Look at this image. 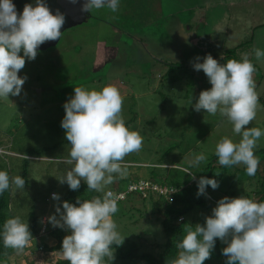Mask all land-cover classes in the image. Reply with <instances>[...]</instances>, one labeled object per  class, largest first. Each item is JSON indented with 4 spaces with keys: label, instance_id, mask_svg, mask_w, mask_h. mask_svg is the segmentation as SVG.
Here are the masks:
<instances>
[{
    "label": "rangeland",
    "instance_id": "rangeland-1",
    "mask_svg": "<svg viewBox=\"0 0 264 264\" xmlns=\"http://www.w3.org/2000/svg\"><path fill=\"white\" fill-rule=\"evenodd\" d=\"M173 22L176 27L179 23L186 25L185 32L188 30L190 36L185 46L179 45L186 48L183 56L170 65L166 63L169 57L160 54L153 44H164L170 38L179 40ZM242 43L247 45L237 48L236 55L240 60L247 54L255 65L252 78L259 96L256 117L248 126L264 129V58L257 61L254 53L255 48L264 49V0H120L118 11L92 10L85 23L64 30L57 45L37 50L34 60H25L18 72L27 77L21 93L0 98V135L4 141H12V153L67 141L61 120L65 115L63 104L73 95V88L99 90L111 84L123 98L121 115L126 126L139 132L143 141L138 151L124 157L122 167L127 169V175L106 190L127 187L126 179L152 180V171L158 174V183L177 180L182 187L191 186L212 170L215 178L219 173L217 159L213 160L216 143L222 137L234 142L240 137L219 112L213 116L206 110H193L199 93L211 85L203 71L194 70L192 64L197 56L203 58L205 54L224 63L226 50ZM69 147L70 143L64 144L47 157L31 158L30 187L14 189L16 216L28 226L27 215L35 192L54 185L57 190L68 187L58 179L71 167L67 163ZM263 148L264 136L254 150ZM199 153L205 155V160L190 165L192 157ZM10 156L22 158L17 153ZM12 161L13 174L20 175V160ZM210 163L215 168H208ZM262 168L259 164L256 174L249 176L244 165H235L217 179L218 188L206 187L205 206H195L186 215L187 220L203 226L205 217L225 196L245 195L260 201ZM153 197L143 200L137 194L130 195L118 203L111 219L125 245L135 242L141 252L158 256L167 237L155 205L159 197ZM47 203H37V212L45 213L44 222L55 212L58 202ZM41 242L46 241L36 240ZM60 258L62 254L46 253L37 264H53ZM30 259L25 253L12 264H30Z\"/></svg>",
    "mask_w": 264,
    "mask_h": 264
},
{
    "label": "clouds",
    "instance_id": "clouds-1",
    "mask_svg": "<svg viewBox=\"0 0 264 264\" xmlns=\"http://www.w3.org/2000/svg\"><path fill=\"white\" fill-rule=\"evenodd\" d=\"M34 4L26 3L18 15L12 0H0V98L21 93L27 77L18 72L25 60H34L42 43L57 40L62 34L64 14L59 10L53 14L45 0H34ZM119 5L120 0H84L81 11L107 8L114 13ZM181 35L188 36L182 31ZM254 53L257 61L264 58V49L255 48ZM192 67L202 70L211 85L199 93L193 110H206L213 116L219 112L240 137L235 142L222 137L216 143L217 163L226 167L244 165L246 174L254 176L260 163L254 149L264 136V129L248 126L259 105L252 78L255 65L247 54L224 63L205 54L203 58L197 56ZM122 103L118 88L108 84L99 90L74 87L73 95L63 104L61 127L70 142L67 163L71 167L58 180L71 190H77L83 180L88 190L103 194L78 199L76 205L62 201L47 217L51 226L71 230L63 238L60 251L69 264H109L114 259L112 245L118 246L124 240L111 219L119 197L106 188L127 175V169L122 167L124 157L141 148L143 137L126 126ZM205 158L203 153L195 154L190 165H199ZM25 183L21 175L10 177L6 170H0V195L10 189H23ZM206 186L215 190L219 184L215 178L201 176L197 180V197L206 193ZM52 199L59 200V194L53 193ZM217 238L227 245L222 249L225 264H264V200L245 195L219 199L203 226L185 225L184 235L176 244L179 251L167 264H203L210 258ZM31 239L29 226L20 216L9 217L0 226V240L6 248L20 252Z\"/></svg>",
    "mask_w": 264,
    "mask_h": 264
},
{
    "label": "trees",
    "instance_id": "trees-1",
    "mask_svg": "<svg viewBox=\"0 0 264 264\" xmlns=\"http://www.w3.org/2000/svg\"><path fill=\"white\" fill-rule=\"evenodd\" d=\"M56 8V7H55ZM245 44H240L235 49L226 50L225 55L223 57V61H227L228 59H237L236 53L237 48H242L246 46ZM262 102L263 99H261ZM69 141L58 142L51 147H34L26 150L25 153H17L22 158L13 159L10 155H0V170H6L9 173V176H13L14 169L11 166L12 160H20V165L18 166V170L20 175L25 178V186L30 187V176H31V158H40L47 157V154L58 147H61L64 144H69ZM11 142H6L0 135V147H4L7 150H11ZM256 156H258L260 163L263 168L261 170V176L263 178V194L260 200H264V148L254 150ZM164 158V157H163ZM61 159V158H60ZM217 159L214 157L213 160ZM212 160V161H213ZM215 161H213L214 163ZM213 163H210L208 168L213 167ZM175 165L171 163H164ZM233 166H221L219 164V173L215 176V179L221 178L225 173H227ZM152 181L158 183L156 178L158 174L156 171H152ZM214 175V170L210 171L209 175H205V177L212 178ZM128 181V185L133 182L130 179H126ZM158 184L172 187L177 189L178 191L169 198H165L163 196H158L159 200H155V205L157 207L158 213L162 217V226L163 231L167 237V240L163 246L162 252L158 256H154L150 253L141 252V248L135 242H129L127 245L122 242L120 245H112L115 253V259H113L109 264H116V262H120V264H167V261L176 257L178 253V249L176 247L177 242L182 239L184 235V227L185 225L195 226L193 222H189L186 218V215L192 211L195 206L201 205L205 206V196L201 195L197 197V181L194 182L189 187H182L179 181H171L170 183L160 182ZM127 185V186H128ZM207 187V186H206ZM127 187H120L119 189H112L117 191L126 190ZM59 194L60 199L56 200L58 203L56 206H60L62 201H68L74 205H76L77 200L81 199H92L97 196H102L103 194L100 192H96L94 190H88L87 185L84 181H81L80 187L77 190H71L69 187L64 189L57 190V187L51 186L48 189H40L35 192L34 197L32 199V205L29 207V212L27 218H29V231L31 233L32 246L25 248L17 252L12 248H6L3 245L2 240H0V262H5L7 264H12V261H17L20 259L23 254H28L30 259V264H37L41 256L46 253H58L61 254V244L62 240L65 236H67L71 231L65 228L53 227L48 222H46V230L41 233L42 227L44 225V216L45 213L37 212V203L38 201L47 202L53 200L52 194ZM132 195V194H130ZM128 195V197L130 196ZM138 195V194H137ZM155 195V194H153ZM144 198L138 195L141 199L146 200L153 197ZM127 197V198H128ZM126 198V199H127ZM154 198V197H153ZM169 199V200H168ZM16 201L14 200V189H10L5 191L2 195H0V226H2L3 222L12 216H16L15 208ZM78 206V205H77ZM61 210L63 211L62 207ZM37 239H43L46 242L36 243ZM226 243L222 242L220 239H216L214 249L211 253L209 259L205 260L203 264H225L226 257L222 254V249L226 247ZM53 264H69V262L63 257L57 259Z\"/></svg>",
    "mask_w": 264,
    "mask_h": 264
},
{
    "label": "water",
    "instance_id": "water-1",
    "mask_svg": "<svg viewBox=\"0 0 264 264\" xmlns=\"http://www.w3.org/2000/svg\"><path fill=\"white\" fill-rule=\"evenodd\" d=\"M12 2L16 6L18 15L20 12H22L26 3H31L33 6H35L34 0H12ZM83 2L84 0H77V3H72L71 0H45V3L49 7L50 11L53 12V14H55L56 10H59L65 16V23L60 29L61 33H63V31L68 28L81 25L87 21L89 12L81 11V5ZM60 38L57 40L45 41L38 47L37 50H46L57 45Z\"/></svg>",
    "mask_w": 264,
    "mask_h": 264
},
{
    "label": "built area",
    "instance_id": "built-area-1",
    "mask_svg": "<svg viewBox=\"0 0 264 264\" xmlns=\"http://www.w3.org/2000/svg\"><path fill=\"white\" fill-rule=\"evenodd\" d=\"M12 154L14 153H12L11 151L7 150L4 147H0V155H12ZM110 190L119 197L118 203L126 200L128 195L130 194H138L144 198H149L153 194L158 196H163L165 198H169L178 191L175 188L158 184L152 181L151 179L133 181L127 186V189L123 191H117L112 189ZM46 222H44L41 233L45 232L46 230Z\"/></svg>",
    "mask_w": 264,
    "mask_h": 264
},
{
    "label": "crops",
    "instance_id": "crops-1",
    "mask_svg": "<svg viewBox=\"0 0 264 264\" xmlns=\"http://www.w3.org/2000/svg\"><path fill=\"white\" fill-rule=\"evenodd\" d=\"M177 24H178V22H177ZM172 25H175V22H173ZM172 27H173V30L176 28V31H175V35L176 36L175 35L174 36L175 37H179V40L178 39L177 40L176 39L174 40V39H171L170 38V40L167 41V42L165 41L164 44H161V43H159V44H153V48L154 49H157L159 52L161 51L160 54H165V57H169L168 62H166V63H170V65L175 60L177 61L178 58H181V56H183L184 51H185L186 48L184 47L185 49L184 48L181 49L179 45L180 44L181 45L183 44V46H185L186 45V42H187V39H189L188 37L190 36V33H189L188 30L186 31L188 34H186V32H185V29H188L186 25L183 26V25H181L179 23L178 24V27H176V25L175 26H172ZM181 31H182L183 34L188 35L187 38H185V37H183L181 35ZM178 42H180V43H178ZM145 45L146 46H149L146 43H145ZM152 57L155 58V55H152ZM161 63H163V62H161ZM114 69H116V68L114 67ZM112 71H113V68H112ZM136 180H139V178L134 179V181H136ZM132 181H133V179H132Z\"/></svg>",
    "mask_w": 264,
    "mask_h": 264
},
{
    "label": "flooded vegetation",
    "instance_id": "flooded-vegetation-1",
    "mask_svg": "<svg viewBox=\"0 0 264 264\" xmlns=\"http://www.w3.org/2000/svg\"><path fill=\"white\" fill-rule=\"evenodd\" d=\"M69 29V28H68Z\"/></svg>",
    "mask_w": 264,
    "mask_h": 264
}]
</instances>
